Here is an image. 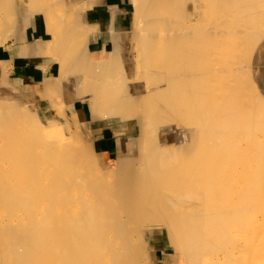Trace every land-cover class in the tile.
Returning <instances> with one entry per match:
<instances>
[{"label": "bare ground", "instance_id": "6f19581e", "mask_svg": "<svg viewBox=\"0 0 264 264\" xmlns=\"http://www.w3.org/2000/svg\"><path fill=\"white\" fill-rule=\"evenodd\" d=\"M15 6L0 0V22ZM57 8L52 0L34 4L49 25ZM126 17L141 30L142 82L158 85L145 93L152 124L142 156L101 153L81 115L58 98L61 70L39 81L50 107L35 114L0 107V264H245L248 257L264 258V219L258 220L264 218V103L254 97L248 72L264 36V0H129ZM0 33L3 44L2 27ZM55 40L50 61H58ZM116 48L114 42L99 74L81 71L74 90L90 115L108 121L140 109ZM184 51L195 56L184 58ZM12 69L1 62L0 97L7 102L2 84ZM23 82L16 78L14 90ZM184 83L201 85L200 132L213 136L217 147L200 155L203 181L185 196L171 182L184 178V141L170 152L157 136L150 149L158 124H184ZM227 176L233 184L213 180Z\"/></svg>", "mask_w": 264, "mask_h": 264}, {"label": "crops", "instance_id": "0c3cea01", "mask_svg": "<svg viewBox=\"0 0 264 264\" xmlns=\"http://www.w3.org/2000/svg\"><path fill=\"white\" fill-rule=\"evenodd\" d=\"M14 1V10L11 12L6 9L8 12L5 19L0 22V27L5 31L3 44V35L0 33V68L1 62L13 68L6 83L2 84L7 88V99L25 98L40 110L50 107L52 102L39 81L61 70L58 98L68 112L81 115V119L99 139L101 153L110 159L140 158L147 131L150 130L148 125L152 124L146 121L143 109L145 93L147 88L152 89L158 85L152 81L145 86L142 82L145 66L142 35L140 28L131 25L126 17L129 0H52L58 8L54 11L57 20L50 25L44 13L34 9V4L41 0ZM73 35L77 36V40L68 47ZM54 37V57L58 61L48 60L51 50L49 45ZM114 42L117 43L115 50L122 60L127 83L132 85L135 97L140 98V109L132 116L123 114L116 121H108L99 118V113L96 116L90 115L84 102L76 100L74 90L82 77L79 76L81 71L94 75L102 71L109 60ZM188 53L184 51V58L195 56ZM248 72L261 103H264V36L250 54ZM20 75L24 82L15 91L14 82ZM201 89L199 83H184V124L180 125L177 120L158 124L150 136V149L156 146L155 139L158 136L165 142L164 148L170 152L181 149L182 146L178 144L184 141V178H181L180 184L171 181L172 187L181 186V195L184 196L188 188L198 186L203 181L197 176L200 155L217 148L213 136H204L200 132V115L204 110L197 103ZM190 100L193 101L192 105H188ZM225 152L218 151L220 154ZM213 180L219 186L233 184L229 176Z\"/></svg>", "mask_w": 264, "mask_h": 264}, {"label": "rangeland", "instance_id": "374dc122", "mask_svg": "<svg viewBox=\"0 0 264 264\" xmlns=\"http://www.w3.org/2000/svg\"><path fill=\"white\" fill-rule=\"evenodd\" d=\"M253 95H254V97H255L259 102H261V101L259 100V99H260L259 96H258L256 93H253ZM7 103H9V104H7ZM0 107H1L2 109H6V108H8V107H21L22 109H25V110L29 111L31 114H35L34 111L40 110V109H38V108H39L38 106L33 105V104L27 102V100H26L25 98H24V99H21V98H12V99H10V100L7 102V101L3 100L2 97H0ZM99 118L107 119L106 117H104V116H102V115H100ZM89 130L91 131V129H89ZM104 156H105V155H104ZM99 188H100V190H102V191L104 190V188H102V187H99ZM259 213L263 214V213H264V210L259 211ZM263 219H264V218H263L262 216L258 218V220H263ZM248 259H249V261H246L245 264H264V258H259V259H257V258H253V257H252V259H250V258L248 257ZM262 260H263V262H262ZM239 264H240V263H239Z\"/></svg>", "mask_w": 264, "mask_h": 264}]
</instances>
